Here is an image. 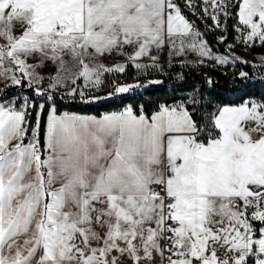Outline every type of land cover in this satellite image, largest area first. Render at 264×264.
Segmentation results:
<instances>
[{"label": "snow or ice", "instance_id": "snow-or-ice-1", "mask_svg": "<svg viewBox=\"0 0 264 264\" xmlns=\"http://www.w3.org/2000/svg\"><path fill=\"white\" fill-rule=\"evenodd\" d=\"M238 48L264 0H0V264H264V54Z\"/></svg>", "mask_w": 264, "mask_h": 264}, {"label": "trees", "instance_id": "trees-1", "mask_svg": "<svg viewBox=\"0 0 264 264\" xmlns=\"http://www.w3.org/2000/svg\"><path fill=\"white\" fill-rule=\"evenodd\" d=\"M191 19H195L194 17H190ZM196 23H200V21H196ZM208 24H211V21L207 22ZM219 35L218 32L216 33H212L209 35L208 39L210 43L215 42L216 37ZM231 40V37H230ZM221 50H223L221 48ZM242 70L247 71L250 73V75L253 74V69L244 66L242 68ZM200 72H206L208 71L207 69H201L199 70ZM256 76H264V72L261 71H256L255 72ZM197 83H199V81H197ZM221 83H223V81H221ZM156 88L158 89L157 91H154L152 93H150L148 96H146V99H151L153 102L155 101H160V100H167L170 98L171 93H172V83L169 81L165 82L164 86H156ZM262 90V86L257 83V85L251 89L250 91L252 93H259ZM179 95V93L177 94ZM62 108H65V110H71V111H76L78 113H85V112H95L97 111V109L95 108V106H85V105H80V104H70L67 100L64 101V104L61 105Z\"/></svg>", "mask_w": 264, "mask_h": 264}, {"label": "rangeland", "instance_id": "rangeland-1", "mask_svg": "<svg viewBox=\"0 0 264 264\" xmlns=\"http://www.w3.org/2000/svg\"><path fill=\"white\" fill-rule=\"evenodd\" d=\"M259 54H264V49L256 48L252 51L245 52L240 50L239 48L235 51L234 55L244 57L245 59L251 60L253 57L258 56Z\"/></svg>", "mask_w": 264, "mask_h": 264}]
</instances>
